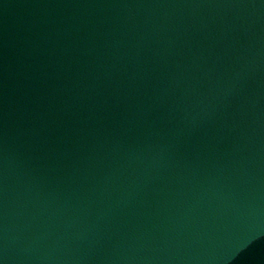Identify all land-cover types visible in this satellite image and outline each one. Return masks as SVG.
<instances>
[{
    "label": "water",
    "instance_id": "1",
    "mask_svg": "<svg viewBox=\"0 0 264 264\" xmlns=\"http://www.w3.org/2000/svg\"><path fill=\"white\" fill-rule=\"evenodd\" d=\"M0 264H264V0H0Z\"/></svg>",
    "mask_w": 264,
    "mask_h": 264
}]
</instances>
